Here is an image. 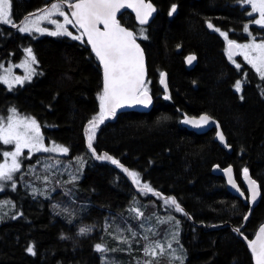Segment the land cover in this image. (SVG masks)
<instances>
[{
  "label": "trees",
  "instance_id": "16d2710c",
  "mask_svg": "<svg viewBox=\"0 0 264 264\" xmlns=\"http://www.w3.org/2000/svg\"><path fill=\"white\" fill-rule=\"evenodd\" d=\"M51 1L11 0L13 22H23ZM150 1L157 13L149 26H137L129 12L118 21L134 31L145 51L146 88L153 95V107L147 113L107 117L92 140L97 155L107 154L122 167L96 159L88 147L86 129L100 112L102 73L83 38L34 41L33 36L0 26V66L23 59L25 46L32 43L39 70L25 87L8 90L0 82V119L10 109L35 119L44 141L67 147L69 156L63 159L70 167L61 166L65 175L79 171L57 184L52 174L61 177L64 172L45 167L38 155L24 162L34 165L41 159L31 175L22 167L11 181H0L4 183L0 199L4 204L8 198L6 206L9 201L12 210L9 216L0 214V264H100L96 245L111 247L109 241L102 242L105 233L118 217L129 218L126 213H132L135 204L141 217L155 213L161 220L166 216L180 223L183 264H252L247 247L230 227L206 231L199 226L230 223L251 239L264 222V89L251 84L242 95L234 90L240 71L231 66L224 39L206 27L211 23L240 40L251 9L243 0ZM173 5L176 12L170 17ZM71 33L80 35L74 27ZM187 54L196 56L190 70L183 61ZM163 72L168 94L159 85ZM182 113H205L216 119L232 153L217 145L212 132L200 135L184 128ZM6 149L0 142V160ZM215 164L232 165L242 190L244 169L259 183L261 198L247 220L248 206L212 173ZM124 168L138 173L141 184H149L159 195L141 193L135 183L136 189L132 188ZM35 191L49 196H34ZM165 196L174 198L182 211L163 205ZM82 224L94 230L80 234Z\"/></svg>",
  "mask_w": 264,
  "mask_h": 264
},
{
  "label": "snow or ice",
  "instance_id": "6c2138e0",
  "mask_svg": "<svg viewBox=\"0 0 264 264\" xmlns=\"http://www.w3.org/2000/svg\"><path fill=\"white\" fill-rule=\"evenodd\" d=\"M245 4H249L252 8V13H259V18L254 20V23L264 27V0H243ZM63 4H67V7L71 9V18L65 13L62 8ZM11 0H0V23L10 24L12 27L17 25L11 19ZM131 8L135 11L136 17L140 24H145L148 18L155 11L151 3H146L145 0H59L57 3H51L50 7L39 10L41 15L36 16L34 21H29V17H25L22 22V26L18 27V30L22 33L30 32L33 30L29 27V23L34 25V30L38 32H46L47 29L38 26L37 21L47 20L50 24L55 25V31L48 32L49 35H66L71 36L74 40H81L83 37H87V43L91 45L92 51L95 53L100 65L103 66V91L98 95L100 101V112L97 117H94L92 121H89V127L86 129L88 133V147L92 149L93 155L98 160H110L112 164L122 167L119 162L113 159L111 156L104 154L103 156L97 155L92 148V140L95 134L96 127L103 123L104 120L115 115L116 109L126 104H142L147 106L151 103V98L148 95L146 87H144V59L143 52L140 46L136 43V38L133 32L128 31L122 27L117 20V13L121 9ZM176 11V5L172 6L169 15L171 16ZM252 13H249L251 16ZM58 15L63 17V22H59L51 17ZM73 25L81 29L80 35H73L68 31L66 25ZM103 25V30L99 27ZM209 28H213V25L209 23ZM219 31V29H216ZM244 31L248 32V25L244 26ZM222 36H227L221 32ZM146 38V37H145ZM240 49L241 54L245 60L252 65L253 68L264 79V42L255 43L250 42L248 44H237L235 41L228 40L227 53L229 59L234 55V50ZM25 53L28 59L24 61V66L29 69L28 74L23 79L16 78V83H23L24 80H30L32 71L30 70L31 64L36 63V58L30 48L25 49ZM195 56H189L187 62L189 64L195 60ZM239 67V65H237ZM164 73H161V83H164ZM4 83H9L7 77H0ZM237 91L241 89V82L237 81L235 84ZM165 99H168L165 96ZM13 115H9L7 120L0 119V142L5 145L14 144V151H6L3 153L4 157L10 158L11 163L5 162L0 164V181H11L13 179V173L20 169V163L18 157L22 155L23 149H28L29 153L33 150L44 152H59L67 153L66 147L55 145L52 148L44 146L43 137L40 133V126L37 121L31 117H18L16 116L15 109H10ZM210 117L202 115L199 119H192L185 117V124H192L196 127L206 125L210 121ZM218 138L223 143L224 136L222 133H217ZM133 182L138 185L141 193L154 192L149 184H141L138 173L129 171L127 168L123 169ZM228 175V182L236 187L232 179V169L229 167L224 170ZM244 176L248 180L249 190L251 192V199L256 200L260 195L256 182L248 177V170L244 169ZM15 185H13L14 187ZM243 195V193H241ZM165 204L175 206L176 211H182L177 201L168 197L165 199ZM133 212L137 213V216H141L137 209L133 208ZM247 219V217H245ZM90 229L82 227L80 228V234H85ZM239 231V229H236ZM136 235L135 232L132 233ZM144 239H148L144 237ZM126 242V241H124ZM156 248H161L160 244H156ZM170 247V245H169ZM248 247L252 252L255 259V264H264V226L260 227L259 232L256 234V238L250 240ZM97 251H104L102 245H96ZM29 253H33V248L27 249ZM161 253L163 249L161 248ZM155 250L151 247H145V255H155ZM178 259H181L178 257ZM181 264L183 260L181 259Z\"/></svg>",
  "mask_w": 264,
  "mask_h": 264
},
{
  "label": "rangeland",
  "instance_id": "374dc122",
  "mask_svg": "<svg viewBox=\"0 0 264 264\" xmlns=\"http://www.w3.org/2000/svg\"><path fill=\"white\" fill-rule=\"evenodd\" d=\"M70 1H73V0H70ZM248 6L250 7L251 10L246 15L247 17H249V20L247 21L249 24L257 25L254 23V20L259 18V13H252L251 6L250 5ZM65 13L67 14L66 11ZM249 13H252V15L250 16ZM39 15H41V13L29 17V21L30 22L34 21L36 19V16H39ZM51 18L56 19L61 23L63 22V17L61 16L54 15ZM11 19L13 21L12 16H11ZM247 21H245V23ZM37 23L39 27L47 29V31L43 33L35 31L34 25H32L31 23H29V27L33 28L32 31L22 33L18 29L17 30L22 34L33 36L31 38L34 41L44 38V37L53 38V37L66 36V35H57V36L49 35L48 32L55 31V25L50 24L47 20H39L37 21ZM66 27L68 31L71 32L73 25L69 24V25H66ZM242 33L244 34V27H243ZM136 35L139 36L138 34ZM225 40H228V39L225 38ZM253 41H250V38H248V40L242 42L241 45L248 44ZM257 42L261 43V40H257ZM25 48H30L32 50L33 55L36 58V54H35V51L33 50L34 48H33L32 43H29L28 46H25ZM23 56L24 58L19 61L7 63L6 65L0 66V77L6 76L7 79L9 80V83L11 84V87H9V84L4 83L2 80H0V82L4 84L8 90H13V89L27 86L29 83L32 82L34 77L39 72L38 63L36 59V63L31 64L30 66V70H33L31 79L24 80V82L20 84L16 83L17 77H20L21 79H23L25 75L28 74V71H29V69H26V67L24 66V61L28 59L25 52ZM244 59L245 58H243V60ZM239 67H240V64H239ZM253 69L256 71L255 68ZM234 90L240 93V91L236 90L235 86H234ZM14 114L18 117H28V116L20 115L16 111ZM9 115H13V113L9 112V114L3 120L6 121ZM55 145L63 146L55 142H47V144L44 143V146L47 148H52ZM5 146L7 149L4 152L15 150L14 144L5 145ZM3 153L1 155L2 158L0 160V164H4L5 162L10 164L11 159L4 157ZM38 155L41 156L40 158L45 160V163H44L45 167L55 166L56 168H59L57 170L60 171L61 173L64 172L61 168L63 164L64 166L68 168L70 167V162L63 159L64 157L67 158L69 156V152L59 153V152H44V151L33 150L31 153H29L28 149H23L22 155L18 157V161L20 163V169L18 171H21L22 167H24L25 171L26 172L28 171L29 174L31 175L34 170V166L41 159H39L34 165H29L28 163L24 164V162H31L34 159H36ZM58 159H60L61 161ZM67 170H70V169H67ZM77 172L79 173V171L77 170L76 172L72 174H68V177L70 178L73 177L75 174H77ZM78 176L80 175L78 174ZM68 177L65 175V172L62 174L61 177L57 173H54L51 176V178L55 179L57 184L60 180L61 181L69 180ZM3 187H4V183H1L0 190H2ZM54 191L55 189L50 191V193ZM33 193L32 194L34 196H40L44 198H48L49 196L48 194H45L42 191H35ZM5 200L6 201L3 204L2 199H0V214L9 216L12 213V210L11 208L8 207L10 203L9 201H8V206H6V202L9 199L6 198ZM154 203L155 201L150 202V204H154ZM163 205H166L164 201H163ZM138 207L139 205L135 204V209L138 210ZM139 209L142 210L141 207ZM126 214H128L129 218L126 216H123L124 219H122L121 217H118L116 220H114V223L112 224L111 229L105 233L102 242L104 244H107V242L109 241L111 243V247L104 248V251H97L98 254L100 255V264H159L158 262H164L166 264H181V259L183 260V263L185 262L186 252L183 246L181 245V228H180V223L178 221L172 222L170 220H166L165 218L166 216H162L163 220H161L160 217H158L155 213L150 216L143 215L142 217L141 216L138 217L136 212L135 213L130 212ZM82 227L89 228L90 230L88 231V233H90L91 230H94V226L92 225L87 226L86 224H82L78 229L79 232H80V228ZM106 228H108L107 225L104 226L105 230ZM133 232L136 233L135 236H133L132 234ZM144 237H147L148 239L146 240L144 239ZM156 244L161 245V248L163 249V253H161V248L155 247ZM148 246H151L155 250L156 254L154 256L145 255V247H148ZM178 257L181 259H178Z\"/></svg>",
  "mask_w": 264,
  "mask_h": 264
},
{
  "label": "water",
  "instance_id": "95a60500",
  "mask_svg": "<svg viewBox=\"0 0 264 264\" xmlns=\"http://www.w3.org/2000/svg\"><path fill=\"white\" fill-rule=\"evenodd\" d=\"M57 2H59V0H53V1H51L48 5H46L45 7H43L42 9H44V8H46V7H50L51 3H57ZM71 2H75V0H74V1H71ZM145 2H146V3H151L152 6H153V8L155 9V11H154V12L151 14V16L148 18L147 23H145V24H143V25L140 24L139 21H138V19H137V17H136V13H135V11H134L133 9H131V8L121 9V10L117 13V20H119V17H120L122 14H124V13H126V12H129V13L133 16L134 21H135V24H136L137 26H139V27H147V26H149V25L151 24V22L153 21V19L155 18V16H156L157 8H156V6L153 5V3H152L150 0H145ZM62 6L66 9L69 18H71V9H69V8L67 7V4H63ZM40 10H41V9H40ZM38 13H40L39 10L36 11L35 13L29 15V16L36 15V14H38ZM174 15H175V12H174L171 16H174ZM29 16H27V17H29ZM21 23H22V21L19 22V23H17V24H16L17 27H12V26L9 25V24H3V23H0V26L5 27V28H7V29H17V28L21 25ZM208 25H209V23H208ZM121 26L124 27V28H126L128 31L133 32V34H134V31H133L131 28H128V27H126V26H124V25H122V24H121ZM99 27L101 28V30H103V25H99ZM75 28H76L79 32L82 31L81 29L78 28V26L75 27ZM211 29H212V28H210V30H211ZM83 41H84V43L86 44V46L90 49L92 55L95 57V59L97 60L99 66H100L101 73H102V91H103V66L100 65L99 60L97 59L95 53L92 51V47H91V45L87 43V37H83ZM136 43L140 46V48H141V50H142V52H143V59H144V81H145V84H146L147 79H148V70H147V63H146L145 51H144V49H143L141 43H140L137 39H136ZM178 51H180V48H178ZM238 55H239V54H238V49H235V50H234V55L232 56V58L236 59V58H238ZM189 56H195V55H194V54H188V55H186L185 62H186V66H187L188 69L192 68V67L194 66V64L196 63V59H195V60L192 61L191 64H189V63L187 62V58H188ZM195 58H196V56H195ZM163 73L165 74V76H164V83H161V76H160V79H159V85H160L162 91H163L164 93L168 94V93H169L168 77H167V73H166V72H163ZM145 84H144V86H145ZM148 95H149L150 98H151V103L148 104L147 106L142 105V104H126V105H124V106H122V107L117 108L115 114L122 113V112H130V111L139 112V113H147V112H149V111L152 109V107H153L154 98H153V96H152V94H151L150 92H148ZM201 116H202V115H201ZM207 116H208V115H207ZM112 117H114V115H113ZM185 117L192 118V119H199L200 116H198V117H190V116L184 115V117H183V119H182V125H183L186 129H188V130H190V131H194V132H196V133L201 134V133L206 132V131L209 130V129L215 128V129L217 130V133H218V132H219V133H222V130H221V128H220V124H219L215 119L211 118L210 116H208V117L211 118L210 121H209V123L206 124V125H202L201 127H196V126H194V125H192V124H185V123L183 122ZM217 133L215 134V141L218 143L219 147L222 148L223 150H225L227 153H232V147H231L230 145H228V141H227V138L225 137V135L222 133L223 136H224V142L222 143V142L220 141V139L218 138ZM101 156H103V154H101ZM100 161H101V160H100ZM108 162H110V160H108ZM229 167L232 169V179H233V182L235 183L236 187H233L232 184H229V182H228V175H227V174L225 173V171H224L225 169H228ZM128 170H129V169H128ZM212 171H213L214 174H216V175H218V176H222V177L225 179V181H226V187H227V190H228L231 194H233L234 196H236L237 198H239V199H240L245 205L248 206V212H247V215H246V217H247V219H248V217H249L251 211L257 206V204L259 203L260 198H261V191H260L259 183H258L256 180H254V179L251 177L250 172H248V177H249L251 180H254V181L256 182L257 188H258L259 193H260V195L257 196L256 200L253 201V200L251 199V192H250V190H249L248 180L245 178V176H244V172H243V183H242V186H243L244 189L242 190V188H241V187L239 186V184L236 182L235 175H234V168H233L231 165L228 166V167H226V168H224V169H220L218 166H214V167L212 168ZM125 175H126L127 179L129 180V182H130L132 188L136 189L135 184H134L132 178L129 177V176L127 175L126 172H125ZM241 193H243V195H242ZM151 194H152V193H151ZM163 198H167V197H163ZM247 219H245V220H247ZM199 226L204 227L203 224H199ZM224 226L230 227L231 231L236 235V237H237L238 239H240V240L245 244V246L247 247V249H248V251H249V253H250V255H251L252 264H255V259H254L253 255H252L251 250H250L249 247H248V243H249L250 240H253V239L256 238V234L259 232L260 227L264 226V222L261 223V224L259 225V227H258L257 230L255 231V233H254V235L252 236L251 239H247L245 236H243V235L240 233V231H236L237 228L232 227L230 223H225V224L218 225V226H211V227L207 228L206 231L219 229V228H222V227H224Z\"/></svg>",
  "mask_w": 264,
  "mask_h": 264
},
{
  "label": "flooded vegetation",
  "instance_id": "af4514ba",
  "mask_svg": "<svg viewBox=\"0 0 264 264\" xmlns=\"http://www.w3.org/2000/svg\"><path fill=\"white\" fill-rule=\"evenodd\" d=\"M248 20H249V17H248ZM245 25H248L249 31L248 32L244 31V34L239 33L240 40H238L235 34H232V33L226 34L227 39L235 41L237 44H241L242 42L247 41L248 38H250V41H253V40L256 41L255 43H258L257 40H261V42H264V27H261L260 25L249 24L248 21L244 24V26ZM206 27H207V30L209 29L210 32H217V34L224 39V42H225L224 48H225L226 55L228 56V53H227L228 40H225V36L221 35V32L224 33V31L221 30L218 33L216 29L220 30V28H217V26H213V28L210 30L207 23H206ZM238 54H239L238 58L236 59L231 58L229 60L231 62V66L239 70L240 71L239 73L241 74V77L238 80L241 82L240 94L242 95L244 88L248 87L251 84L253 88L256 87L257 85H260V87L264 89V79L261 78V75L257 71H255L252 67H250L252 65L249 64L248 61H246L245 59L243 60L244 57L242 56L240 49H238ZM185 56L183 57V61H184ZM184 64H185V61H184ZM238 64H242V65H240V67L237 68L236 65ZM252 76L254 77V79L252 78ZM210 132H212V137H213L215 130H210ZM43 142L47 144L46 141L43 140Z\"/></svg>",
  "mask_w": 264,
  "mask_h": 264
},
{
  "label": "bare ground",
  "instance_id": "6f19581e",
  "mask_svg": "<svg viewBox=\"0 0 264 264\" xmlns=\"http://www.w3.org/2000/svg\"><path fill=\"white\" fill-rule=\"evenodd\" d=\"M176 12V11H175ZM170 16V15H169ZM170 17H172V16H170ZM227 47H228V44H227ZM177 51H178V49H177ZM185 58H186V56H185ZM185 58H184V61H185ZM196 64V63H195ZM194 64V65H195ZM185 67L187 68V66H186V62H185ZM194 67V66H193ZM192 67V68H193ZM192 68H190V69H192ZM188 69V68H187ZM189 69V70H190ZM184 115H187V114H185V113H182V115H181V124H182V119H183V117H184ZM201 115H208V114H205V113H203V114H200V115H198V116H201ZM187 116H190V115H187ZM198 116H190V117H198ZM208 116H210V115H208ZM211 117V116H210ZM211 118H213V117H211ZM214 119V118H213ZM216 120V119H215ZM217 121V120H216ZM218 122V121H217ZM219 123V122H218ZM220 124V123H219ZM183 126V125H182ZM184 127V126H183ZM185 128V127H184ZM220 128H221V126H220ZM188 130V129H187ZM210 130H215V133H214V136H213V140L215 141V134L217 133V130L215 129V128H212V129H209V130H207L206 132H204V133H201L200 135H202V134H206V133H208V132H210ZM222 130V129H221ZM190 131V130H189ZM192 132H194V131H192ZM196 133V132H195ZM222 133H223V131H222ZM197 134H199V133H197ZM224 134V133H223ZM225 135V134H224ZM226 137V136H225ZM228 141V140H227ZM216 142V141H215ZM217 143V142H216ZM217 145H218V143H217ZM219 146V145H218ZM222 149V148H221ZM223 150V149H222ZM225 151V150H224ZM226 152V151H225ZM227 153V152H226ZM214 166H218L220 169H224V168H226V167H228V166H226V167H224V168H222V167H220L218 164H215V165H213L212 166V168L214 167ZM230 166V165H229ZM232 166V165H231ZM233 167V166H232ZM243 172L244 171H242V173H241V180H242V183H243ZM212 173H213V171H212ZM214 174V173H213ZM215 176H218V175H216V174H214ZM234 175H235V172H234ZM218 177H222V176H218ZM252 177V176H251ZM223 178V177H222ZM224 179V178H223ZM235 179H236V176H235ZM224 181H225V179H224ZM237 182V181H236ZM225 186H226V181H225ZM226 190H227V187H226ZM228 191V190H227ZM229 192V191H228ZM230 193V192H229ZM231 194V193H230ZM233 195V194H232ZM234 196V195H233ZM165 197H167V196H165ZM236 197V196H235ZM168 198V197H167ZM163 199H166V198H163ZM239 199V198H238ZM175 207V206H174ZM218 225H222V224H215V225H209V226H218ZM203 228L204 229H207L209 226H205L204 224H203ZM220 229V228H219Z\"/></svg>",
  "mask_w": 264,
  "mask_h": 264
}]
</instances>
